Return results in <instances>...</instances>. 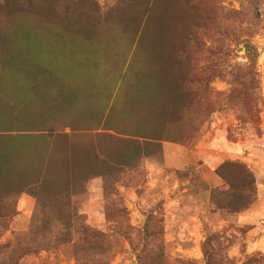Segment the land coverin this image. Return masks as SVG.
<instances>
[{"label":"rangeland","instance_id":"rangeland-1","mask_svg":"<svg viewBox=\"0 0 264 264\" xmlns=\"http://www.w3.org/2000/svg\"><path fill=\"white\" fill-rule=\"evenodd\" d=\"M73 1L63 0L68 6ZM95 1L107 14L95 12L96 40L112 48L101 54L107 66L103 76L114 74V61L121 56L124 73L135 56L144 55L139 72L161 79L155 80L166 95L158 104L166 107L179 102L167 87L182 91L175 77L188 71L189 78L192 71L194 79L203 76L192 87L193 102L184 107L181 97L179 109L185 113L170 124L183 139L163 140L154 152L157 146L144 137L81 125L58 132L51 145L50 137L44 141L41 150L50 157L54 148L71 173L87 172L95 153L100 171L112 165V174L90 176L85 190L76 188L69 198L68 208L101 233L106 251L101 263L100 254H80L70 244L50 247V224L41 231L37 199L27 193L18 198L17 216L2 239L39 250L27 255L24 264H264V0H211L216 9L195 0H155L140 26L131 13L122 24H113L116 0H84L97 9ZM29 5L33 19L50 14L43 0ZM7 8L3 11L10 13ZM1 22L8 29L23 25L9 15ZM198 66H204L203 74L195 70ZM114 159L121 161L120 170ZM226 161L244 164L256 181L254 203L237 214L214 203L215 194L227 187L216 172ZM39 189L50 216V179ZM52 204L60 206L53 194Z\"/></svg>","mask_w":264,"mask_h":264},{"label":"trees","instance_id":"trees-1","mask_svg":"<svg viewBox=\"0 0 264 264\" xmlns=\"http://www.w3.org/2000/svg\"><path fill=\"white\" fill-rule=\"evenodd\" d=\"M154 1L116 0L114 7L118 17L113 24H122L131 13L140 26L153 10ZM210 1L195 0V3ZM29 2L0 0V264H24L27 255L39 253L38 249L31 250L22 241L11 244L10 240L2 239L17 216V201L23 193L37 199V208L42 213L41 231L46 232L43 228L48 231L50 224V247L55 248L57 243L70 244L80 254L86 255L89 251L100 254L101 263L106 255L99 242L101 233L84 223L79 213L68 208L69 198L76 188L78 193L85 190V182L90 176L112 174V165L108 171H100L95 153L96 160L91 162L87 172L71 173L62 165V158L59 159L54 148H50L48 157L41 146L49 137L51 145L57 133L66 129H80L78 126L81 125L106 126L120 133L149 139L151 145L157 146L154 150L157 152L163 140L183 139L170 124L180 113H185V109H179L181 97L185 100L181 102L184 107L193 102L192 87L203 76L194 79L193 71L191 78L187 77L189 71L180 77L174 76L182 91L167 87L179 97V102L176 99L173 107L161 106L158 103L165 97L166 89L158 77L139 72L138 66L144 62V55L135 56L124 73L125 62L121 56L120 60L114 61V74H101L107 70L101 54L112 48L109 45L102 47L96 40L98 21L94 20L98 17L95 12L107 16L98 9L96 1L93 4L97 9L84 0H74L72 6L65 5L63 0H43V4L50 5V14L44 13L35 19L32 10L27 9ZM211 5L216 9L214 4ZM8 6L6 10L10 13L3 11ZM8 15L20 18L23 25L5 28L1 20ZM45 16L50 19L48 23ZM36 23H40L39 28ZM88 23H92L90 28H86ZM247 51L251 59L256 58L253 46L248 45ZM195 70L203 74L204 66L195 67ZM49 163L50 172L47 171ZM114 164L119 170L122 168L118 159H114ZM216 172L227 185L219 196L215 194L216 208L229 210L232 214L249 209L255 200L256 181L245 165L226 161ZM236 172L242 177L235 175ZM49 179L50 216L45 210L48 208L46 199L39 191L40 184ZM52 194L59 200L58 209L53 207ZM181 263L190 262L184 260Z\"/></svg>","mask_w":264,"mask_h":264}]
</instances>
